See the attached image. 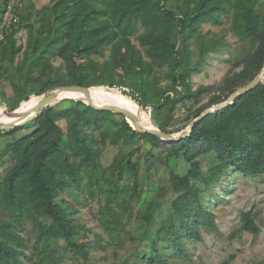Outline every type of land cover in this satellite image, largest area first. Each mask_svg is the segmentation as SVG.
I'll use <instances>...</instances> for the list:
<instances>
[{"label":"trees","instance_id":"16d2710c","mask_svg":"<svg viewBox=\"0 0 264 264\" xmlns=\"http://www.w3.org/2000/svg\"><path fill=\"white\" fill-rule=\"evenodd\" d=\"M8 1L0 0V17ZM24 1L29 0H22L16 12L19 26L0 41V79L12 92L5 105L9 112L55 87H102L113 98L125 99L139 119L150 109L153 126L173 135L180 131L168 129L175 110L181 106L190 112L188 104H196L210 90H192L191 75L208 54L224 45L221 37L201 36L203 23L222 25L229 18L230 31L242 47L230 62V72L238 71L227 74L218 92L193 111L188 124L250 83L264 63V0H50L43 8L25 6ZM20 28L27 34L23 50L14 38ZM192 40L197 45L194 58ZM27 125L33 127L30 134L0 149V168L11 162L4 173L0 170V264H62L58 242L81 258L79 264H90L88 245L74 239L71 211L56 202L57 191L81 183L91 198L102 195L98 214L109 240L126 234L131 205L139 203L130 238L149 247L141 260L168 264L169 256L187 258L183 240H200L201 227L215 230L201 193L228 172L249 178L264 173V79L227 108L205 117L179 142L136 133L124 115L94 110L85 99L55 102L31 122L0 132V139L15 136ZM136 139L165 150L168 160L193 151L209 162L206 174L189 168L181 176L170 173L171 186H182L184 209L174 207L172 213L159 216L165 194L161 188L139 213L146 202L138 190L141 156L132 162L131 154H122L102 166L103 147ZM147 156L153 157L152 151ZM146 167L148 174L151 165ZM114 169L120 180L131 183L109 188L106 173ZM102 182L108 189H102ZM121 193L127 198L119 200ZM26 227L29 239L22 234ZM239 231H259L250 213L241 216Z\"/></svg>","mask_w":264,"mask_h":264},{"label":"rangeland","instance_id":"374dc122","mask_svg":"<svg viewBox=\"0 0 264 264\" xmlns=\"http://www.w3.org/2000/svg\"><path fill=\"white\" fill-rule=\"evenodd\" d=\"M32 4L34 7L43 8L49 6L50 0H29L24 1V5ZM172 8V6L170 7ZM229 18L223 19L222 25H213L203 23L199 28V33L204 38L212 36L221 37L224 45L218 51L208 54L204 58V62L197 68L190 79L192 90L199 87H209L210 90L204 94L196 104L190 105L191 111L188 112L185 108L179 106L174 112V118L169 125V130H180L179 134L185 131L190 124L193 111L205 105L209 99V95L217 93L219 87L227 77V74L237 72L238 69L230 72V62L233 57H236L242 45L237 41L229 28ZM26 33V30H25ZM27 37V34H26ZM24 35L19 39V42L26 43ZM22 50L24 49L22 45ZM197 45L194 40L190 44V49L193 53V58L197 54ZM20 60V56L17 61ZM103 58L99 59L102 61ZM60 60L53 62V66L57 67ZM166 82H163V85ZM58 88V87H55ZM55 88L49 89L51 91ZM242 88V87H240ZM238 88V89H240ZM237 89V90H238ZM121 92L123 90L113 89ZM90 91L98 96L100 105H111L109 99L113 98L110 95V90L102 87H92ZM44 92V93H46ZM43 93V94H44ZM42 94V95H43ZM41 95V96H42ZM12 96L9 83L0 79V102L4 106L0 107V120L7 118L4 111L9 112L5 105L9 102ZM39 97L32 96L30 100L21 104L15 114L28 110L36 105L40 100ZM84 99L81 94H69L62 97L61 100ZM125 100V99H123ZM56 101V102H58ZM68 104H64L66 107ZM126 109L131 111L129 103L126 101ZM206 111V110H205ZM150 109L144 110L139 123L142 127L157 129L153 126L150 119ZM192 122V121H191ZM190 122V123H191ZM64 126V123H60ZM33 131L30 125L24 126L20 133L15 136L3 138L0 141V149L4 147V143L13 141L23 135H28ZM89 132V130H87ZM139 149V150H137ZM153 148L149 143L142 140H134L128 145L103 147L100 162L103 167L109 166L114 158L122 154H131V161L134 162L141 156L140 175H139V193L142 200L146 202L140 207L139 213L143 207L154 196L158 194L159 189H164L165 194L161 197L159 203L161 205V213L159 216H165L174 211L185 208V202L182 197L179 187L171 186V174L184 175L187 168L194 172L206 174L210 168L209 162L201 156L195 155L193 151H187L182 158L167 159L165 150ZM152 151L153 157L147 156V153ZM147 164L151 165L149 173H145ZM11 165V162H5L0 168L2 173ZM146 177L147 184L142 183V178ZM106 178L111 180L110 187L106 183H101L102 189L106 190L113 188L115 185L122 187L131 182L125 178L120 180L117 177L116 169L107 171ZM193 183H195L193 181ZM127 198L126 193L119 195V200ZM203 206L212 214L215 230L210 228H199L200 240H183L187 258L168 257V264H264V173L256 178L243 177L240 174L227 173L225 178L220 179L209 189L201 193ZM56 202L71 211L69 219L73 222L75 241L83 243L89 247L90 264H148L142 261V257L148 253L149 247L139 241L133 242L131 237V227L134 219L139 215L137 208L139 203L131 205L133 208V216L130 223L126 226V234L121 236V239L114 241L109 240L103 233L101 227V219L98 210L103 205L102 195H95L93 198L89 196L87 189L83 183L80 186H73L67 190L57 191ZM245 213H250L253 223L259 231L252 234L246 231H239L241 226V216ZM138 214V215H137ZM27 227L22 234L29 239ZM97 236L100 238L98 239ZM56 249L60 256L63 257L62 264H79L81 258L69 252L63 242L56 244ZM28 252V251H27Z\"/></svg>","mask_w":264,"mask_h":264},{"label":"water","instance_id":"95a60500","mask_svg":"<svg viewBox=\"0 0 264 264\" xmlns=\"http://www.w3.org/2000/svg\"><path fill=\"white\" fill-rule=\"evenodd\" d=\"M263 79H264V63H263V66H262L260 73L250 83H248L246 86L238 89L224 103L219 104V105H215V106L209 108L208 110L204 111L198 118H196L195 120H193L190 123V125L188 126V128L185 131H183L179 134H176V135L165 134V133L160 132L158 129H155L152 127H150V128L141 127L138 123L137 118L126 110H123V109H120V108H117L114 106H110V105H95V104H93L92 101L90 100V96H89L90 88H84V87H80V86L58 87V88H55L51 91H48L41 96L40 100L36 103L35 107L31 111H27V112L21 113L19 115H15V112L17 111L18 108L14 111H11V112L4 111V115L11 118L12 121H10L4 125L0 124V132L14 130L18 127H21V126L31 122L32 120L37 118V116L45 108H47L51 104L58 101V95L61 93H69V94L79 93V94L83 95V98L86 100L88 106L94 110L106 111V112H112V113H118V114L124 115L128 120L131 121V123L134 126V130L136 133L149 134V135L155 136L159 140H161L163 142H167V143L179 142L181 140L188 138L191 135V133H192V131H193V129L197 123L202 121L205 117L212 115L216 112H219V111L227 108L228 106H230L238 97H240L243 94L251 91Z\"/></svg>","mask_w":264,"mask_h":264},{"label":"built area","instance_id":"2783aa9c","mask_svg":"<svg viewBox=\"0 0 264 264\" xmlns=\"http://www.w3.org/2000/svg\"><path fill=\"white\" fill-rule=\"evenodd\" d=\"M22 7V0H9L3 14L0 17V41L4 39V36L8 34L12 27L19 26V18L16 15L18 9ZM24 35L26 37L25 30L20 28L14 35L16 39L17 46L22 45L23 48L25 47V40L24 43L21 44L19 39Z\"/></svg>","mask_w":264,"mask_h":264},{"label":"bare ground","instance_id":"6f19581e","mask_svg":"<svg viewBox=\"0 0 264 264\" xmlns=\"http://www.w3.org/2000/svg\"><path fill=\"white\" fill-rule=\"evenodd\" d=\"M72 94H79V93H72ZM67 95H69V93H61V94H59L58 95V100L61 99L64 96H67ZM89 96H90V100L92 101L93 104L100 105V103L98 101V96L94 92L89 90ZM109 103L111 104L110 106H114V107H117V108H120V109H123V110H126V111L130 112L132 115H134L137 118L138 123H139L138 117L132 111L126 109V100H123V99H121V100L120 99H109ZM34 107L35 106H33L32 108H30L28 110H25V111H22L20 113H17L15 115H19L21 113H25L27 111H31ZM10 121H12V119L7 117V118H4V119H1L0 120V124L4 125V124H6V123H8ZM139 125L141 126L140 123H139Z\"/></svg>","mask_w":264,"mask_h":264}]
</instances>
